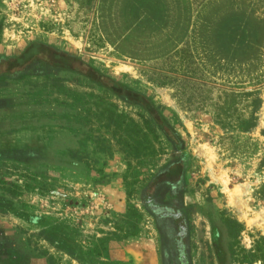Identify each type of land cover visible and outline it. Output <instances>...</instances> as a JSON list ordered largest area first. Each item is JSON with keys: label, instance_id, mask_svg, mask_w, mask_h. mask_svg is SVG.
<instances>
[{"label": "rangeland", "instance_id": "1", "mask_svg": "<svg viewBox=\"0 0 264 264\" xmlns=\"http://www.w3.org/2000/svg\"><path fill=\"white\" fill-rule=\"evenodd\" d=\"M122 1L0 0V264H180L152 202L183 211L192 264H264V0L138 22ZM31 43L147 92L168 134L82 74L17 59Z\"/></svg>", "mask_w": 264, "mask_h": 264}, {"label": "trees", "instance_id": "2", "mask_svg": "<svg viewBox=\"0 0 264 264\" xmlns=\"http://www.w3.org/2000/svg\"><path fill=\"white\" fill-rule=\"evenodd\" d=\"M218 28V27H217ZM216 28V31H217ZM36 43H31L29 48L17 59H24L27 55L29 60L32 63L35 61H40L43 64L49 65L54 69H62L65 71H73L79 74H82L88 77L91 81L95 82L99 86L105 88L108 92L115 94L117 96L123 97L127 102L140 104L141 107L152 114V116L158 121V126L165 129L168 134V129L170 128L167 124L165 117L161 111V107L157 106L153 97L150 96L147 92L134 90L133 88L125 85L119 77H116L110 73H104L96 67H93L91 64L86 62L83 58L78 56L75 53H72L68 50L59 49L57 47H52L46 43H39L41 46H45L46 52H42L43 57H40V54H36L35 45ZM48 55L51 57L48 58ZM109 122L106 125L108 130L114 126L116 131H110L113 135L117 134V131L121 130L122 126L120 125L119 120L124 116L117 115L115 112L110 111L107 113ZM117 118L118 121H116ZM148 128L153 129L152 124L146 123ZM127 135L131 137L132 130L130 127L127 129ZM143 141L146 140V135L143 133ZM123 142V141H121ZM128 147L130 143L124 141ZM123 142V144H124Z\"/></svg>", "mask_w": 264, "mask_h": 264}, {"label": "flooded vegetation", "instance_id": "3", "mask_svg": "<svg viewBox=\"0 0 264 264\" xmlns=\"http://www.w3.org/2000/svg\"><path fill=\"white\" fill-rule=\"evenodd\" d=\"M163 226L172 233L173 249H177L180 264H192L187 249V223L183 211L175 204L157 205L151 203Z\"/></svg>", "mask_w": 264, "mask_h": 264}, {"label": "crops", "instance_id": "4", "mask_svg": "<svg viewBox=\"0 0 264 264\" xmlns=\"http://www.w3.org/2000/svg\"><path fill=\"white\" fill-rule=\"evenodd\" d=\"M123 7H129V10H125L126 12H134L137 16L141 13L143 14V17L140 18V16L137 19L138 21H148L153 19L154 21L157 19V15L160 14V18H162V14L168 12V8H171V6L175 5L176 8H180L181 6L186 5L188 10L191 12V9L193 8V1L192 0H124L121 3ZM131 7H134L135 10H130ZM177 10V9H176ZM174 12V11H173ZM177 12V11H176ZM193 13V11H192ZM148 16V17H147ZM192 26H185L184 31H188L191 29ZM185 35V34H183Z\"/></svg>", "mask_w": 264, "mask_h": 264}, {"label": "bare ground", "instance_id": "5", "mask_svg": "<svg viewBox=\"0 0 264 264\" xmlns=\"http://www.w3.org/2000/svg\"><path fill=\"white\" fill-rule=\"evenodd\" d=\"M263 230H264V227H263Z\"/></svg>", "mask_w": 264, "mask_h": 264}]
</instances>
